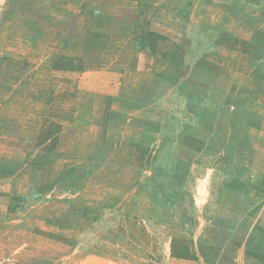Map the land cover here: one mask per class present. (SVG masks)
Instances as JSON below:
<instances>
[{
	"label": "rangeland",
	"instance_id": "obj_1",
	"mask_svg": "<svg viewBox=\"0 0 264 264\" xmlns=\"http://www.w3.org/2000/svg\"><path fill=\"white\" fill-rule=\"evenodd\" d=\"M217 5L0 0V264H264V8ZM164 18L192 41L218 39L195 68L213 67L219 98L250 113L231 154L190 162L176 136L128 130L145 126L124 101L146 77L137 38ZM182 46L168 49L172 76L158 69L176 88L198 54ZM196 163L213 169L205 186Z\"/></svg>",
	"mask_w": 264,
	"mask_h": 264
},
{
	"label": "crops",
	"instance_id": "obj_2",
	"mask_svg": "<svg viewBox=\"0 0 264 264\" xmlns=\"http://www.w3.org/2000/svg\"><path fill=\"white\" fill-rule=\"evenodd\" d=\"M213 1L219 4L217 6L224 4L248 16L257 15L256 12L254 13L250 9L264 8V0H253V3L248 2V0ZM133 8L134 7L130 5L128 9ZM119 9H122V7ZM120 20L123 21V19ZM160 21L161 24L154 25V28L149 29L148 32H153L163 37L165 40L162 39L156 44V54H152L147 48H143L137 52V70L145 71L146 77H143L144 80H142L140 85H135L134 89L132 87L128 89L127 98L124 100L126 105L125 108H129L127 112L129 118L136 121L142 119V121H145V124H143L145 126L139 129L137 128V124H134L135 122L133 125L128 123V130L130 133L134 134L143 132L146 135L176 136L177 145L181 150L187 152L186 156L189 158L190 162H193L191 158H195L196 156L206 158L209 152L218 153L222 156L231 154V150L237 145L235 141L240 139V135L252 134L250 131L245 132L241 130L244 124H248L250 113L246 110L238 111L236 108H231L234 103L233 100H227L226 102L224 97H222V99L219 98L216 84L213 80V67H207L205 74H203L204 78L200 77L201 73L196 72L199 69L195 68L196 65H199L202 56H207L206 58L209 59V61L211 60L210 57L215 54L218 42L217 37L211 39L210 36H194V41H192V36H186L179 32L178 29L180 26L175 22L165 18L164 20L160 19ZM197 26L201 28L203 24L198 21ZM173 29H176V32L173 31ZM171 34L174 36L170 38ZM186 38L188 39L186 40ZM211 42L212 45L215 43L213 48ZM180 45H183L182 50L186 52V55L188 52L198 54H195L194 58H192L193 62L187 63L191 65L190 68L188 66L186 69L182 66L183 71L175 72L174 76L179 77L181 83L178 85V88H176L171 80L165 81L160 78L158 69L165 65L163 68L165 70L164 74L167 77L172 76V71H167V69H169L168 65L171 63L169 61L171 56L168 53V49L171 48V46L178 47ZM166 53L168 54L164 55V57L160 56L158 58L159 60L157 59V54L161 55ZM177 64L181 65L180 62ZM156 68L157 71L155 70ZM174 70L175 69H173V72ZM211 75L212 77H210ZM153 76H155V80L149 81ZM254 101L255 100L251 99L248 100L247 105H256ZM145 107L146 109H144ZM257 107L263 108L261 105ZM152 110L156 111L150 113ZM240 112H242V119L244 120L242 122H238L239 119H237V114H241ZM155 117L158 119H153ZM238 123L242 124L241 127ZM182 139H185L186 142H182ZM169 155L171 157H177L176 153L169 152L167 156ZM174 160L188 161L186 158H176ZM192 165L194 166L196 175L203 179L202 185H207L208 178H210L213 169L203 166L204 164L200 163ZM1 178L2 176H0V184L4 181ZM196 181H199V179ZM201 192L202 193L199 192L198 197L193 196L192 198V206L196 210L205 201L203 189ZM10 196L11 191H0V219L8 215Z\"/></svg>",
	"mask_w": 264,
	"mask_h": 264
},
{
	"label": "trees",
	"instance_id": "obj_3",
	"mask_svg": "<svg viewBox=\"0 0 264 264\" xmlns=\"http://www.w3.org/2000/svg\"><path fill=\"white\" fill-rule=\"evenodd\" d=\"M149 38H151V40H149ZM142 40H146L147 43H140L139 44V48L143 49V48H147L150 50V52H152V54H156V41L160 40V38L158 39V37H156L155 34L153 33H148L146 36L144 37H138L137 38V43L141 42ZM153 40V41H152ZM155 42V43H152ZM179 164H183V162H180Z\"/></svg>",
	"mask_w": 264,
	"mask_h": 264
}]
</instances>
